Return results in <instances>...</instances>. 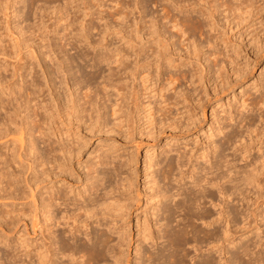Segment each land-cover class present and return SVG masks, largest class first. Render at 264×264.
Returning a JSON list of instances; mask_svg holds the SVG:
<instances>
[{
	"label": "rangeland",
	"instance_id": "374dc122",
	"mask_svg": "<svg viewBox=\"0 0 264 264\" xmlns=\"http://www.w3.org/2000/svg\"><path fill=\"white\" fill-rule=\"evenodd\" d=\"M223 1L216 0L221 6L218 8L220 9L218 14L215 13L212 18L210 16L205 19L204 13L200 16L204 23L202 33H199L190 22L184 21L187 25L182 36L169 23L165 27L162 24L164 4L171 9L169 16L178 18L187 15L179 12L181 3H176L175 0H0V77L3 80H16L13 94H9L7 90L0 95L4 102L2 106L0 105V123L6 120L9 122L6 115L14 110L12 101L9 102L8 99L13 100L14 96L19 94L25 99L29 91L32 94L33 89L36 91L41 89L37 92L39 97L38 94L30 95L31 103L29 109L25 111L28 117L23 118V121L32 127V134L26 138L23 149L26 157L22 155L24 160L21 167H16L20 161L16 156H12L11 150L15 149L18 152L19 142L2 143L5 139H0V172L6 173V180L10 182L13 180L11 183L13 186L15 184L17 192L28 191L24 182V178L29 175L26 161L31 158V161L38 159L37 155L47 158L49 154H53L48 152V137L38 132L36 127L38 116L33 114L34 108L38 107L37 113L40 115L42 110L39 106L43 102L41 100L51 101L50 98L55 92L54 90L52 92L48 85L46 86L45 69L52 77L61 99H65L64 93L76 90L81 104L84 102V95L88 94L92 95L91 97L102 107V120L100 124L93 125V129L87 126L90 120L86 112L82 114L83 121L84 119L88 121L84 122L86 125L74 124L76 126H74L76 128V130L74 128L76 133L74 137L79 141V146L83 144L81 146L84 148H81L78 158L72 159V177L77 180L78 173L80 177H85L87 167L89 168L99 159L112 161L110 164L112 168L115 167L116 180L122 182L123 191L129 188L126 180L131 177V187L124 192L131 193L132 198L138 197L135 203L138 206L137 213L141 222L147 214L149 215L146 209L150 212L155 205L150 196L155 188L162 185V181L158 184L153 182L155 178H160L165 163L168 160L173 162L172 181L175 186L190 185L193 180L190 174L195 177L200 176L199 166L209 167L216 162L222 141L235 129L240 118L245 114L256 117L254 124L249 126V129L236 128L239 137L230 144L231 148L228 146L230 149L227 148L223 152L225 155L229 154V157H235L233 167L229 166L232 172L237 171L241 174L242 171L246 172L252 168L254 162L264 155V133H260V129L264 127V106H256L252 110L249 108L251 102L260 100L264 95V51H262L264 50V0H246L253 1L256 6L259 5V10L254 16L246 17L244 20L236 18L233 12L229 13ZM241 1L243 0H226V3L234 7ZM199 4L196 7H202V10L207 5L203 7L201 3ZM195 14L196 12H192L191 16ZM196 15H200L199 12ZM154 20H157L156 24ZM87 21H90L89 25ZM85 24L89 26H86V32L82 30ZM159 33L163 35H158ZM86 34L88 39H84ZM188 36L199 45H186ZM162 39L164 41L161 42ZM209 40V44L205 42ZM163 42L166 43V47L163 49L162 58L159 59L156 52L158 53ZM41 44L46 46L50 44L53 47L55 51L52 55L53 60L48 57L44 60L35 57L32 51ZM114 47L121 49L122 54L126 51L130 55L129 58L122 59L123 64L121 63L118 68L116 62L108 63L106 62L108 60H104V57L112 54ZM135 50H139V67L134 66ZM19 57L24 59L20 61ZM25 60L32 63L34 68L30 75L23 78V81L20 71L17 72V77L12 74L14 75L15 65ZM60 62H62L61 70H58L57 66ZM123 65H127V69L123 70ZM184 73L187 77H184ZM33 81L38 84V88H34ZM118 89L119 93L115 92ZM21 102L20 105L23 107L24 103L22 100ZM85 106L88 109V105ZM22 115L23 113H20L13 117L17 124L22 121ZM55 119L59 121L57 117ZM0 129L2 130L3 127ZM88 129L92 130V133ZM29 139L34 141V153L29 151ZM73 142L74 140L68 138L64 141L65 148L73 146L71 145ZM54 145L56 150L60 146ZM57 151L59 152V149ZM56 152L54 154L57 155ZM5 155L6 160L9 161L13 157L15 162L4 163ZM20 169L23 173L17 176ZM12 173L16 175L13 179ZM182 173L183 178H181ZM240 174L237 177H241ZM259 177L261 179L258 181V187L256 186L257 192L244 191L243 201L238 200L241 196L236 194L227 199L228 206L237 205L240 212L238 226L242 227L237 233L239 235L227 236L224 243L227 254L223 253V256L219 252L220 248H213L205 243L196 245L191 243L186 245L189 250L186 264H193L207 252L210 256H215L216 261L221 262V258L228 259L231 250L241 243H246V240L248 244L252 242L249 247L254 248V251L251 249L254 252L253 257H258L260 247L252 246L255 243L253 241L257 242L260 238L262 241L260 240L259 243L264 242L262 236L264 235V174ZM6 180L2 181L0 188L4 187ZM61 183L63 182L59 180L56 184ZM123 183L125 184L122 186ZM2 191H0L1 195ZM213 193V201L206 199L205 205L213 211V216H216L218 211L216 204L221 202V197L216 191ZM12 201L10 198L6 200L0 198V210L24 206L20 204L24 202L22 200H17V205L13 203L11 205ZM25 205L24 208L27 210L28 205ZM258 212L260 216H255L259 214ZM150 219L154 233L163 227L162 224L161 227L156 223L155 216ZM132 220L133 241L129 250H126V255L129 256L131 264L134 262L136 264L139 254H136L135 246L139 241L136 236L135 218ZM201 221L194 219L197 226L209 227ZM217 223L213 225L219 226V230L234 229L232 222L225 228L227 222ZM155 234L157 235V232ZM231 236L236 238L232 244L228 239L232 238ZM41 240L40 231L34 233L28 219L26 224L21 221L15 224L8 234L0 228V250L7 248L16 259L27 261L28 252L23 246L31 248L32 243ZM156 244L144 241L140 249L143 247L142 250L146 251L155 246L164 247L167 242L164 237H160L156 239Z\"/></svg>",
	"mask_w": 264,
	"mask_h": 264
},
{
	"label": "bare ground",
	"instance_id": "6f19581e",
	"mask_svg": "<svg viewBox=\"0 0 264 264\" xmlns=\"http://www.w3.org/2000/svg\"><path fill=\"white\" fill-rule=\"evenodd\" d=\"M175 2H178L179 4L181 3L179 12H183V14L187 13V15L185 17L183 15V17L178 18L175 16H169L171 9L167 4H164L162 5V17L164 20L162 24L165 27L169 23L170 26L172 28H176V30L179 31L182 36L185 34L184 30L187 25V23L184 21L190 22L195 29L199 30V33H202L204 29V23L202 22L203 18L200 16L204 13L206 17L205 19L210 16V18H212L215 13L218 14L220 10H218V8L221 6L220 3H216V0H193L192 2H189V0H175ZM223 2V4H225L227 7V10H229V13L233 12L234 16L241 20H244L249 16H254L259 10V5L256 6V3L254 5L253 1L243 0L237 3V5L234 7L233 5L226 3V0ZM199 3L202 4L201 6H205V4L207 5L202 10V7L199 8L197 6L199 9L196 7V5ZM88 11L90 12V10ZM192 12H196V14L199 12L200 15L195 14L194 16H191ZM90 15L92 16L93 14L91 13ZM89 22L87 21V24ZM156 22L157 20L155 21V24ZM212 23L214 24V22ZM87 24H85V27L82 29L83 31L85 30V32L87 31L86 26L89 25ZM161 34L159 33L158 35ZM87 35L88 34L85 35L84 39H88ZM186 40V45L188 46L195 44V40H192L189 36L186 37ZM162 41L164 40L162 39L161 42ZM205 42H208L209 44L210 40ZM207 46L209 47V45ZM164 47H166V43L160 45L158 53L156 52L157 58H162V54H164ZM37 48L36 50L32 51L35 53V57H39V59L42 60L48 57L50 60H53L52 55L55 54V51L50 44L47 46L45 44H41L38 45ZM122 52L123 51H121V49L114 47L113 52H111L112 54L104 57V60H108L106 61L108 63L116 62L118 68L122 63L123 58L130 57L128 52L125 51L123 54ZM18 54L22 55L21 53ZM134 54V66L139 67V50H135ZM21 59L24 58L19 57L20 61ZM25 61L15 65L13 69L14 75L12 74V76L17 77V72L20 71L22 76L21 80H23V78L31 74L34 67L32 63L27 62V60ZM61 64L62 62H60L59 66H57L58 70H61ZM207 66L209 70V64ZM4 67L7 66L4 65ZM127 67V65H123V70L127 69ZM44 73L46 75V86L48 85V88L52 90V92H55L50 98L51 101L48 100V102H45L44 100H41V102H43L39 108L43 113L41 112L42 114L40 113L39 115L37 113L38 107H36V109L34 108L33 110V114L36 117L38 116L37 123L35 122L38 132L42 135L46 134L48 137V152H53L54 154V152L59 149V152L57 151V155L59 156L56 154H49L51 157L48 156L47 158H44L40 155H37L38 159L35 158L36 161H34V158L33 161H31L32 158L26 161L27 169L29 170L30 175L24 178L25 185L28 189L26 192H17L16 188L14 187L15 184L13 186L11 183L13 180H11V182L6 180V173L0 172V184L2 181L6 180L5 185H3L4 187L0 188V191L3 190V194H0V198H5V200L10 198L13 200L11 205H17V200L24 201L20 202V204H23L24 206H26L25 204L28 205L27 210L24 208V206L16 209L9 207L10 209L6 208L0 210L1 230L5 234H8V231L11 230L15 224L19 223L20 221L23 222V224H26L28 219L30 220L33 232L35 233L38 230L40 231L42 240L40 242L35 241L32 243L31 248H29V246L22 245L28 252L27 261L16 259L7 248L3 249L2 251L0 250V264H131L132 262H130L129 256L126 255V250H129L130 243L133 241V231L131 228V221L133 225V218H135V226L137 228L136 236L138 238L137 240L139 241V244L137 243V246H135V252L136 254H139V257L137 256L138 259L135 257L136 264H186V258L189 256V250L188 247L186 248V245L191 243H195L194 245L197 243H205V245H211L213 248H220L219 252H221L222 255L223 253H226L224 243L227 239V236H229V234H232V236L233 234H237L242 228L238 226V216L240 212H238L239 210L237 209V205L228 206L227 199L230 198L231 195L236 194L237 196H241V198L238 200L243 201V198L245 197L243 195L245 193L244 191H248L249 193L252 190H257L256 186L258 187V181L261 179L259 176L264 174V155L260 160L254 162V166H252V168L246 172L242 171L240 174V172H232L230 170L229 166L233 167L232 165H234L235 157H229V154L225 155L224 150L227 149L228 146L230 147V144H232L233 141L239 137L240 134L237 132L236 128H248L254 124L256 117L251 114H245V116L243 115L242 117L240 116L241 118L235 129L232 130V132L226 138L224 137L225 140L222 141V148L216 156V162L209 167L203 165L199 166L198 172L200 173V176L195 177L191 173L190 177L193 176V180L188 186H175L173 184V162L171 163V161L168 160L167 163H165V166L163 168L161 167L162 170L160 169L161 173H159L161 175L158 174L160 175V178H155L153 182L154 184H158L159 181H162V185L155 188V191L151 196L149 195L152 201L154 200L155 204L151 210L152 212H147L146 209V213H149V215L147 214V216H145L141 222L139 213H137L138 206H136L135 203V200H137L138 197L137 199L132 198L131 193L127 194V192H124L126 190L128 191V189L131 187V177H126V182L129 188L124 189L123 191V188L121 187L122 182L119 183L118 180H116L117 172L115 167L112 168L110 164L112 162L111 160V162H107L105 159H99L95 164L91 166L89 165V168L87 167L85 177H80L79 173L76 176L78 178L77 180L76 178L72 177V159L79 157L81 148L83 147L81 146L83 144H80L79 146V141L74 137L76 134L74 131L76 126L74 124H78L77 126H79L88 122L86 119L83 121L82 114L84 112L88 114V120H90L87 123L88 128H92L94 127L93 125L100 124L102 120V107L91 97V94V96H89L86 94V92V95H84V102L81 104L80 98L78 95H76V90H69V93H64L65 99H61L60 94L58 91H56L54 81L47 69L44 70ZM183 75L184 77H187V74L184 73ZM15 81V79L3 80V78L0 77V95L5 93L7 90L9 91V94H13L12 90L16 83ZM32 85L34 88H38V84L36 82L33 81ZM121 88L123 87L121 86ZM39 89H37V91L33 89L32 94L29 93L30 91L26 93L27 95L25 99L21 94L14 96L13 100L15 105L13 100L8 99L9 102L12 101L11 104H13L12 106H14V110L6 115L9 122L6 120V122L1 121L0 123V127H3L2 130L0 129V139H5L2 141V143H6L8 141L19 142L18 152L15 149H11L13 151H11L12 156H16V158L20 161V164L16 166L18 168L23 165L24 158L22 155L26 157V152L23 150L26 144V138H29L32 134V127L28 125V123L24 122L23 118L27 119L28 117L25 114V111L29 109L31 103L32 98H30V95L36 96L35 94H38L37 97H39V93H37L40 92ZM118 91L119 89L115 90V92ZM21 100L24 103L23 107L20 105L22 104V102L20 103ZM3 103V100L0 98V105ZM85 104L88 105V109L86 108ZM114 105L117 106L119 104ZM250 105V110L256 106H264V95L260 100L251 102ZM20 113H23L21 117L22 121L20 124H17L15 118L13 117H15V115H20ZM56 117L59 119V121L55 119ZM11 124L13 127H11ZM90 129H88L89 132L92 131H90ZM260 133H264V127L260 129ZM72 137H74V139ZM68 138H71L72 141L74 140V142L71 144L73 146L69 148L66 145V148H68L66 149L64 141L68 140ZM29 140V151L34 153V141L32 142L31 139ZM54 144L60 145L58 146L57 150L55 149ZM6 155L4 156L5 158H3L5 160L4 163L9 162L10 164L15 162L13 157L9 161L6 160ZM96 164L98 167H96ZM223 167L226 169L224 170ZM21 173H23V170L21 171L20 169L18 172L19 175L17 176H21ZM12 174L13 179L16 177V175L14 173ZM239 174L241 177H237ZM183 176L184 174L181 178H183ZM59 180H61L63 183L57 185L56 183ZM79 182L82 184H78ZM226 183H228V185H226ZM124 184L125 183H123L122 186ZM213 190L216 191V193H218L221 197V202L217 204L215 203L218 208L216 216H213V211H211L205 205L206 199L213 201ZM140 199L141 198H139V200ZM256 211H258V208ZM258 213L259 214L255 216H260V212ZM133 214L135 217H133ZM179 215H181V217H179ZM152 216H155V221H157L156 223L163 225V227L161 225L162 228L157 229V235L155 234L156 232L154 233L153 227L151 225L152 221L150 218ZM176 218L178 220H176ZM194 219H201L204 225L209 227L215 222L217 223L219 221H224L227 222L226 226H224L225 228L228 227L227 225H230L232 222V224H234V229L233 231L231 230L232 228H227V230H219V226L217 225H213L212 228L204 226L201 227L200 225L197 226L194 223ZM158 220H160L162 223H159ZM141 223H143V225H141ZM140 225L141 227H139ZM246 228L248 227L246 226ZM158 231H160L159 235ZM160 237H164L166 239L167 245L164 247L155 246L151 249H147L146 251L142 250L143 247L140 249V245L143 244L144 241H151L152 244L155 245L156 239ZM221 239L222 241H220ZM228 239H230L232 244L236 238L234 236V238L229 237ZM260 240H257V242L253 241V243H255L252 246L260 247V250L258 251L260 254L258 257H253L254 248H251L253 250L252 251L249 247L252 242H250L251 244H248L246 240V243H241L235 249H230L231 252L228 259L223 257L221 258V262L220 260L216 261L214 259L215 256L212 257L210 256L209 252H207L203 253V257L196 260L193 264H264V242L260 244ZM197 246L199 247V245ZM140 250H142V252ZM143 256H145V258H143ZM109 258L111 259L109 260Z\"/></svg>",
	"mask_w": 264,
	"mask_h": 264
}]
</instances>
